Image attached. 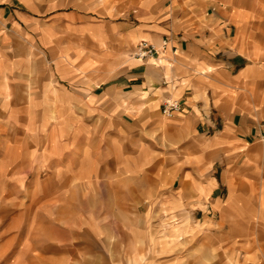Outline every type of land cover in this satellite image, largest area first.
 <instances>
[{
  "label": "rangeland",
  "instance_id": "obj_1",
  "mask_svg": "<svg viewBox=\"0 0 264 264\" xmlns=\"http://www.w3.org/2000/svg\"><path fill=\"white\" fill-rule=\"evenodd\" d=\"M246 4L264 17V0ZM43 72L0 64V264H264V228L234 236L214 208L223 185L201 199L183 187L166 164L187 152L160 128L120 133L91 72ZM237 210L264 219L261 198Z\"/></svg>",
  "mask_w": 264,
  "mask_h": 264
},
{
  "label": "crops",
  "instance_id": "obj_2",
  "mask_svg": "<svg viewBox=\"0 0 264 264\" xmlns=\"http://www.w3.org/2000/svg\"><path fill=\"white\" fill-rule=\"evenodd\" d=\"M252 11L246 0H0V64H36L51 79L91 72L85 83L105 85L101 117L120 133L160 128L187 152L170 155L167 168H182L183 187L192 178L200 199L223 185L227 200L214 208L246 237L264 228L237 210L239 199L264 201V40L253 37L264 17ZM142 41L159 53L138 58ZM167 99L182 103L169 120Z\"/></svg>",
  "mask_w": 264,
  "mask_h": 264
},
{
  "label": "built area",
  "instance_id": "obj_3",
  "mask_svg": "<svg viewBox=\"0 0 264 264\" xmlns=\"http://www.w3.org/2000/svg\"><path fill=\"white\" fill-rule=\"evenodd\" d=\"M168 40L163 41V46L167 45ZM159 53V49L155 44L148 41H142L137 48L136 55L139 58L146 59L153 57ZM182 110V103L179 100L167 99L162 106V112L167 116H172L173 114ZM264 141V131L259 136Z\"/></svg>",
  "mask_w": 264,
  "mask_h": 264
}]
</instances>
